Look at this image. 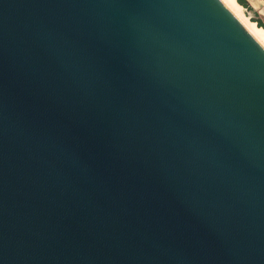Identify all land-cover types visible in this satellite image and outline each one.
I'll list each match as a JSON object with an SVG mask.
<instances>
[{"label": "water", "instance_id": "water-1", "mask_svg": "<svg viewBox=\"0 0 264 264\" xmlns=\"http://www.w3.org/2000/svg\"><path fill=\"white\" fill-rule=\"evenodd\" d=\"M0 264H264V47L221 0H0Z\"/></svg>", "mask_w": 264, "mask_h": 264}, {"label": "bare ground", "instance_id": "bare-ground-1", "mask_svg": "<svg viewBox=\"0 0 264 264\" xmlns=\"http://www.w3.org/2000/svg\"><path fill=\"white\" fill-rule=\"evenodd\" d=\"M230 11L245 25L246 29L257 39L264 47V27L259 26L256 22L247 20L242 13V5L238 0H221Z\"/></svg>", "mask_w": 264, "mask_h": 264}, {"label": "rangeland", "instance_id": "rangeland-1", "mask_svg": "<svg viewBox=\"0 0 264 264\" xmlns=\"http://www.w3.org/2000/svg\"><path fill=\"white\" fill-rule=\"evenodd\" d=\"M242 5V4H241ZM243 6V5H242ZM242 13L243 15L247 18V20L253 21V19L256 20H261V17H264V14L258 12L255 9H251V8H246V7H242ZM262 21V20H261ZM256 22V21H253ZM264 22V21H263ZM242 23V22H241ZM257 23V22H256ZM243 24V23H242ZM244 25V24H243ZM245 26V25H244Z\"/></svg>", "mask_w": 264, "mask_h": 264}, {"label": "crops", "instance_id": "crops-1", "mask_svg": "<svg viewBox=\"0 0 264 264\" xmlns=\"http://www.w3.org/2000/svg\"><path fill=\"white\" fill-rule=\"evenodd\" d=\"M247 1L249 2V4L253 9L264 14V0H247ZM260 19L264 21V17H261Z\"/></svg>", "mask_w": 264, "mask_h": 264}, {"label": "trees", "instance_id": "trees-1", "mask_svg": "<svg viewBox=\"0 0 264 264\" xmlns=\"http://www.w3.org/2000/svg\"><path fill=\"white\" fill-rule=\"evenodd\" d=\"M238 2H239L240 4H242L244 7H246V8H251V9H252L251 5L249 4V2H248L247 0H238ZM253 21H256V22L258 23L259 26L264 27V22H263V21H261V20H256V19H253Z\"/></svg>", "mask_w": 264, "mask_h": 264}]
</instances>
